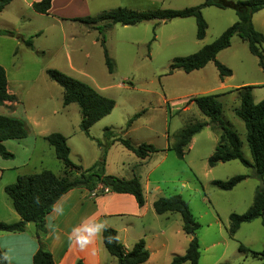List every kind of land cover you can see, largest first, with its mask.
I'll return each instance as SVG.
<instances>
[{"label":"rangeland","instance_id":"rangeland-1","mask_svg":"<svg viewBox=\"0 0 264 264\" xmlns=\"http://www.w3.org/2000/svg\"><path fill=\"white\" fill-rule=\"evenodd\" d=\"M33 1L14 0L0 13V28L14 33L11 51L8 56L0 53V62H12V67L7 68L10 73L15 68L22 78L19 90L24 96L25 108L30 112L33 109L31 103L36 101L37 108L44 113L40 129L47 135L59 133L66 138L73 164L83 170L91 167L98 149L91 137L96 136L99 126L92 128L91 137L79 130L78 107L75 104L62 105V89L47 78L49 69L85 83L112 100L114 108L101 123L113 126L114 133L120 135L127 133L130 127L134 128L129 137H121L128 139L133 146H138L137 142L163 146L168 142L167 136L173 144L174 136L186 124L207 121L191 100L207 94H223L218 98L222 104V118L238 135L244 158L252 162L243 122L235 115L240 104L238 93H227L232 89L255 86L252 90L254 103L264 99V73L257 59L249 53L247 44L234 36L230 46L216 56L215 61L231 71L229 77L220 79L212 62L189 74L181 70L169 74V66L175 58L195 54L234 24L237 20L234 11L203 8L201 14L207 29L205 37L197 40L193 18L159 24L154 20L135 26L115 25L99 32L91 25L61 21L56 16L93 18L117 8L137 12L183 10L199 6L202 0H58L54 12L48 15L35 13L31 8ZM252 25L264 37V12L252 16ZM27 39H31L32 49L25 46L23 41ZM101 41L111 61V73L104 62ZM2 45L7 47V42L1 41ZM261 49L264 51V43ZM221 85L227 87L219 88ZM47 109L55 110L57 114L47 113ZM138 113L140 116L124 132L127 121ZM193 138V148L187 149L181 159L170 151L168 160L153 178L169 176L168 184L163 185L162 196L180 195L188 203L199 225L195 231L199 246L198 264H261L238 251L239 245L254 252L264 249L261 218L242 224L233 239L228 236L227 229L231 214L241 215L251 207L257 188L264 186V177H254L253 169L237 160L208 167L207 157L214 152L218 140V133L209 126ZM32 140L33 137H29V142ZM116 148L122 149L120 146ZM116 148L112 150L115 160L131 155ZM26 150L14 148L13 163L20 165L26 158ZM31 160L27 172L49 170L62 175V164L56 159L53 148L42 139H38ZM129 162L130 159H125L126 164ZM237 175H244L246 179L231 191L219 190L211 184L213 180L226 181ZM66 176L73 178L77 174L68 171ZM7 201L5 192L0 193V206ZM0 216H3L1 211ZM177 236L167 243L168 251L184 244V238H191L184 233ZM167 256V251H161L154 264H169Z\"/></svg>","mask_w":264,"mask_h":264},{"label":"trees","instance_id":"trees-1","mask_svg":"<svg viewBox=\"0 0 264 264\" xmlns=\"http://www.w3.org/2000/svg\"><path fill=\"white\" fill-rule=\"evenodd\" d=\"M53 0H39L33 2L32 10L41 15H48ZM12 0H0V13ZM206 7L218 9H230L235 12L237 20L227 28L219 38L209 45L204 46L193 55L184 58H175L169 66V74L176 70L189 74L204 68L212 62L218 72L220 79L231 76V71L215 61L216 55L230 46L232 37L237 36L247 44L249 53L257 59L259 68L264 73V51L261 49L264 43L263 35L256 31L252 25V16L264 9V0H202V3L193 8L183 10H155L137 12L125 8H117L105 12L97 17H85L73 19L91 25L95 30L102 32L106 28L115 25L135 26L145 21H156L157 24L165 23L174 19L193 18L196 25V39L202 40L207 29L202 17L201 10ZM102 23V25H97ZM1 36H14L8 30H0ZM25 46L32 49L31 39L23 41ZM104 62L109 73L112 72L111 61L108 52L101 41ZM47 78L62 89V104L68 106L75 104L80 113L79 129L88 136L89 129L98 121L110 114L114 108V102L101 96L93 88L74 78H71L57 70L46 71ZM255 86H245L229 91H237L240 101L235 115L239 118L245 128V140L252 162L244 158L241 151V141L231 128L226 125L222 118V104L218 101L220 94H207L193 98L191 101L199 112L207 118V121H195L186 124L174 136V142L169 147L177 158H183L192 138L200 133L205 127L218 133V142L214 152L207 159L208 167L212 168L218 163L239 161L243 166L252 168L254 177H264V99L254 103L252 90ZM14 97L7 92V81L5 70L0 66V105L4 102L14 101ZM140 113L130 118L124 132L131 126ZM27 132L21 120L0 115V157L5 160L13 159L3 146L8 140H21L26 138ZM44 140L54 150L56 159L62 164V176H56L49 170L39 173L21 175L15 183L5 187L4 192L11 202L12 208L19 216V220L13 223L0 222V233H22L26 224L31 223L36 228L38 235L45 233V217L48 215L56 202L68 191L73 189L96 190L101 186L100 194L106 192L131 195L139 207L144 205V197L140 183L136 178L128 180L117 178L104 173L105 154L108 148L118 142L127 151L143 160L158 150L150 144L133 146L126 138L118 137L110 129H104L102 140H96V144L102 148V156L89 169L83 170L69 159V148L66 139L59 133H51ZM74 172L76 177H67V172ZM246 179L244 175H237L226 181H212V185L222 191H231ZM157 215L165 213H176L182 221V231L190 236L188 246L182 256H174L170 264H198L199 246L195 237V231L199 225L194 220L188 203L180 196L173 195L168 198H158L152 204ZM261 218L264 227V186L257 188L251 207L243 214H231L229 216L228 236L233 239L242 224L253 222ZM102 242L108 254L117 259L118 264H143L148 260L149 252L145 248L143 240H139L129 252L118 242L116 232L108 227L102 231ZM38 249L32 257V264H55L51 254L45 249L41 239L38 240ZM240 253L251 256L264 264V249L254 252L239 245ZM0 264H9L0 250ZM75 264H83L77 260Z\"/></svg>","mask_w":264,"mask_h":264},{"label":"crops","instance_id":"crops-1","mask_svg":"<svg viewBox=\"0 0 264 264\" xmlns=\"http://www.w3.org/2000/svg\"><path fill=\"white\" fill-rule=\"evenodd\" d=\"M37 1L39 0L33 2ZM13 2L14 0L5 8L11 6ZM56 2H58V0L52 1L48 14L54 12V9H56ZM259 12L263 13L264 9ZM56 18L61 21L73 22V19L80 17L56 16ZM0 30L4 29L0 28ZM12 40H14V36L0 35V42H7V47L3 45L0 46L1 54H6L8 56L11 51ZM0 66L5 70L7 92L15 98L14 101L4 102V104L0 105V115L21 120L27 132L26 138L24 139L3 142L5 149L13 155V159L9 160L0 157V193H4L5 187L15 183L17 177L34 174L33 172H27L29 171L27 168L31 167L29 165L31 164L32 155L38 139L44 140L47 134L40 129V121L44 117V113L41 108H37L36 101L31 103L33 109L30 112L25 108L24 96H21V89L19 90L22 78L17 75V70L15 68L11 73L7 68L12 67V62H7L6 64L0 62ZM222 83H225V81L223 80ZM226 87L227 85H221L219 88L224 89ZM46 112H51L52 115L57 114L55 110L51 109H47ZM104 118L94 124L88 131V135L91 137L90 132L92 128L99 126L97 127L98 129H96V136L91 137L95 141L102 140L104 129L115 131L113 130V126H109L107 123H101ZM133 130L134 128L130 127L127 133L122 135L114 134L120 135L119 137H129V134ZM31 136L33 140L29 142V137ZM166 139L168 142L163 146L158 147L151 144L158 151L143 160L138 159L118 142H114L106 151L104 173L125 180L136 178L140 183L144 197V205L142 207H139L134 198L128 194H116L106 191L100 194V185L97 186L96 190L91 192L86 189L70 190L56 202L52 211L46 215L44 234L39 236L36 228L31 223L26 224L25 230L22 233H0V250L7 262L9 264H32V257L39 246L38 240L41 239L45 249L51 254L55 264H75L77 260H80L83 264H118L117 259L110 256L106 251L102 242V233L98 236L91 237V243L83 250L76 243L78 237L83 235V233L74 231V229H81L85 225L100 222H105L106 227L116 232L117 240L126 252H129L139 240H143L145 248L149 252L148 260L143 264H154L160 257L161 251L168 252L166 261H168L169 264L174 256H182L187 248L186 243L190 241L186 238H184V244L180 243L177 247L174 246L172 251L167 250V243H169V240L172 241V239H175L173 237L174 235L179 236L184 233L182 231L180 216L176 217V215H173L176 213L157 215L152 208V204L155 200L161 197L166 198L162 196V189L163 185L168 184L169 176L166 178H164V176L153 178L154 174L169 158V147L172 142L170 143L168 136ZM145 143L147 142H137L139 145ZM193 144L194 138L190 141L187 149H192ZM117 146H120L122 149L116 148ZM14 148L20 150L27 149L26 158L21 161L20 165H18V163H13L15 161ZM97 148V156L92 158L93 161L91 162V166L98 161L102 154V148L99 146ZM114 148L119 151L124 150L127 154L130 153L131 155H124V159L115 160L114 157H112V150ZM125 159H130V162L126 164ZM41 171L43 170L39 172ZM184 186L185 183L182 184V188H184ZM58 208L62 209V213L57 212ZM0 211L3 213V216H0V222L13 223L19 220V216L12 208L10 200L3 206H0ZM182 251H184L183 254H181Z\"/></svg>","mask_w":264,"mask_h":264},{"label":"clouds","instance_id":"clouds-1","mask_svg":"<svg viewBox=\"0 0 264 264\" xmlns=\"http://www.w3.org/2000/svg\"><path fill=\"white\" fill-rule=\"evenodd\" d=\"M58 213H62V209H57ZM106 228L105 222L85 225L81 229H74V231L81 232L83 235L79 236L76 243L83 250L91 243V237L98 236Z\"/></svg>","mask_w":264,"mask_h":264},{"label":"water","instance_id":"water-1","mask_svg":"<svg viewBox=\"0 0 264 264\" xmlns=\"http://www.w3.org/2000/svg\"><path fill=\"white\" fill-rule=\"evenodd\" d=\"M122 264H125V263H122Z\"/></svg>","mask_w":264,"mask_h":264}]
</instances>
